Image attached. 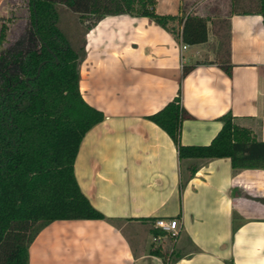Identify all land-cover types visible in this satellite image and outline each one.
<instances>
[{"label": "crops", "instance_id": "crops-1", "mask_svg": "<svg viewBox=\"0 0 264 264\" xmlns=\"http://www.w3.org/2000/svg\"><path fill=\"white\" fill-rule=\"evenodd\" d=\"M6 2L0 0V12ZM103 2L93 1V12L104 15L85 34L80 89L105 118L85 134L75 173L106 218L50 222L31 243L29 264H166L151 252L171 247L167 238L154 239L160 216L181 223L172 264H264V168L235 170L229 157L181 161L171 136L147 117L181 89L191 114L182 123L183 144L210 143L228 111L264 140L262 15L229 17V74L215 62L212 23L207 42L183 48L171 30L131 14L127 0ZM229 6L230 0H156L160 13L213 15ZM185 66H192L186 75Z\"/></svg>", "mask_w": 264, "mask_h": 264}, {"label": "trees", "instance_id": "trees-1", "mask_svg": "<svg viewBox=\"0 0 264 264\" xmlns=\"http://www.w3.org/2000/svg\"><path fill=\"white\" fill-rule=\"evenodd\" d=\"M93 1L27 0V22L15 39L8 34L12 18L0 17V264H29L31 243L54 220L106 218L83 192L75 173L85 134L105 118L80 89L85 34L104 15L93 12ZM65 8L76 14L78 29L70 34L60 24V10ZM127 9L152 18L186 44L207 42L212 23L217 27L215 62L229 74V17L258 13L264 21V0H230L227 12L213 15L160 13L156 0H127ZM191 68L185 66L183 74ZM181 95L180 89L147 116L171 136L181 161L229 157L235 170L264 168V140L231 111L220 117L223 125L210 143L183 144L182 123L191 114ZM190 170L194 174L196 167ZM158 234L164 232L155 231ZM151 252L166 264L177 258L174 250L161 245Z\"/></svg>", "mask_w": 264, "mask_h": 264}, {"label": "rangeland", "instance_id": "rangeland-1", "mask_svg": "<svg viewBox=\"0 0 264 264\" xmlns=\"http://www.w3.org/2000/svg\"><path fill=\"white\" fill-rule=\"evenodd\" d=\"M101 1L102 0H95L96 3H99V6L101 5ZM118 2L120 3V6L123 5V0H118ZM27 3H28L27 0H7L5 6L0 12V14L4 15L5 18L6 17L12 18V20L8 22L9 23L8 34L10 39H15V37H17L19 32L22 31V29L24 28L27 22V16H28ZM106 9L107 8H105V10ZM100 10H102V8H100ZM60 14H61L60 24L65 31H67L70 34L71 32H74L75 30L78 29L75 23L76 14L73 11H71L68 8L67 9L65 8V10L64 9L60 10ZM6 21H8V19H6Z\"/></svg>", "mask_w": 264, "mask_h": 264}, {"label": "built area", "instance_id": "built-area-1", "mask_svg": "<svg viewBox=\"0 0 264 264\" xmlns=\"http://www.w3.org/2000/svg\"><path fill=\"white\" fill-rule=\"evenodd\" d=\"M183 48H187L188 44L183 43ZM154 227L160 229L164 234L154 235V239L158 242L162 241L165 238H171V247L170 250H174L175 242L181 232V223L179 218L174 217H157L154 220Z\"/></svg>", "mask_w": 264, "mask_h": 264}]
</instances>
